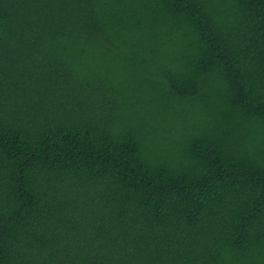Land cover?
<instances>
[{
	"label": "trees",
	"instance_id": "16d2710c",
	"mask_svg": "<svg viewBox=\"0 0 264 264\" xmlns=\"http://www.w3.org/2000/svg\"><path fill=\"white\" fill-rule=\"evenodd\" d=\"M0 264H264V0H0Z\"/></svg>",
	"mask_w": 264,
	"mask_h": 264
}]
</instances>
